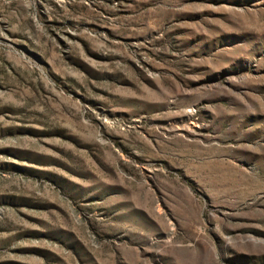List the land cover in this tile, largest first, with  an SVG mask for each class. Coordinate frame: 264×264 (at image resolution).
<instances>
[{
  "label": "rangeland",
  "instance_id": "1",
  "mask_svg": "<svg viewBox=\"0 0 264 264\" xmlns=\"http://www.w3.org/2000/svg\"><path fill=\"white\" fill-rule=\"evenodd\" d=\"M0 264H264V0H0Z\"/></svg>",
  "mask_w": 264,
  "mask_h": 264
}]
</instances>
